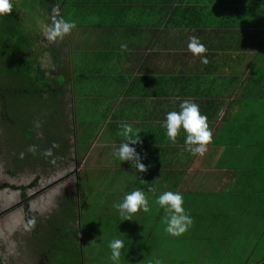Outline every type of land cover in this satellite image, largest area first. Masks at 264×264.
<instances>
[{
	"label": "crops",
	"instance_id": "0c3cea01",
	"mask_svg": "<svg viewBox=\"0 0 264 264\" xmlns=\"http://www.w3.org/2000/svg\"><path fill=\"white\" fill-rule=\"evenodd\" d=\"M56 9L76 27L60 41L57 59L42 57V67L68 73L73 108L74 98L86 104L84 113L110 108L80 150L94 167L87 188L97 183L94 189L107 187L106 195L123 183L142 188L154 208L141 226L151 229L154 221L153 235L165 227L166 214L154 203L165 191L182 194L192 225L199 213L229 220L231 209L250 218L259 203L264 213V0H62ZM191 37L206 47L207 64L188 50ZM76 63L84 68L73 74ZM92 83L100 94L75 97ZM185 100L207 116L212 142L202 155L186 150L183 133L170 142L162 127L166 113ZM115 113L122 116L112 120ZM73 117L81 142L89 131L76 129ZM121 123L141 132L133 146L146 168L141 174L112 155Z\"/></svg>",
	"mask_w": 264,
	"mask_h": 264
},
{
	"label": "trees",
	"instance_id": "16d2710c",
	"mask_svg": "<svg viewBox=\"0 0 264 264\" xmlns=\"http://www.w3.org/2000/svg\"><path fill=\"white\" fill-rule=\"evenodd\" d=\"M61 1L40 0L47 17L45 21L46 27L51 23L50 15L53 7L56 8V5ZM11 2L14 4L13 11L9 15L0 17V59L2 61L3 58L11 55L15 64L9 70H5L3 66L1 67L2 64L0 62V126L2 130L0 132L2 134V136L0 134V154H12L15 156V159L19 160L22 157L20 151L27 150L24 142L25 138L28 137L25 135L27 131H25L24 127L18 128V120L23 116L25 111L19 105L24 103L26 98L31 99L34 96L38 98L39 102L47 100L48 97L46 95L49 92L50 98L53 100L59 99L58 96L64 92L65 100L68 93L66 90V86L68 85L67 79L70 78L67 72L63 70L59 71L57 67H54L53 73L42 67L41 59L44 54L47 53V55L49 54L57 59L58 52L62 50V46H60L61 42L48 41L46 38L44 43L40 40L43 39V36L40 39L39 37L33 38L34 35L25 32L20 12L17 9V1L11 0ZM27 57H30L31 62L27 60ZM82 67L84 68L83 64ZM82 67H79L77 63L74 64L73 74L83 71ZM31 75L35 79L34 81L30 79ZM60 75H63L61 80L56 78ZM75 84L77 85L76 81H74ZM68 100L69 102L65 100V110H63L64 115L61 120L55 119V116L44 118V115H38L37 113L33 116L34 130L29 131V138L34 140V164L46 161L50 162L53 158H55L57 163L68 153L71 146L69 137L72 125L71 118L69 117L71 108L68 106L70 104V96H68ZM81 103V101L75 103L74 98L73 111L76 115V129L78 127V130L87 129L89 131V133L80 136V140L84 144L95 132L94 130L106 119L110 108H105L102 113L96 110L92 112L87 110L84 113L81 110L85 109L86 104L82 106ZM57 109L58 113H60L59 108ZM121 116L120 113H115L112 116V120H117ZM21 140L23 143H21ZM13 143H16L19 147H15ZM44 143L48 144V148L52 151V156L44 155L47 151ZM53 145H56V147H53ZM97 192L99 191L93 190L91 186L90 188H84L80 198H78L79 200L76 201L73 194H65L56 204L54 211L42 223L34 224V248L38 250L36 254H39L40 258L46 261V264H86L85 255H90V252L87 254L82 246L84 251L82 253L79 249V241H81L82 245L85 242H95L96 247L94 246L91 249V256L92 254L96 255L95 260H91L93 261L92 264H112V261L109 259L108 240L110 241L113 237L123 239L125 242V249H122L121 252L120 264H155L160 255H165L170 262L176 263L178 261L172 252L165 249L160 251L159 248L163 245L161 243L169 242L170 240L168 241L167 235L162 232H157L153 235L154 221L150 223L152 224V228L145 231L142 236L139 235L138 238L131 235L126 229H123L121 233L114 232V235L107 236V228H113L115 231V228L117 226L121 227V224L125 220L118 213L112 219L106 210L110 200L96 198L94 193ZM259 194H262V192ZM259 199L263 201V195H259ZM261 205L259 203L255 207V211L258 214L255 216L248 214L250 218L256 217L254 220L249 219L251 227L247 225L248 223L242 225L240 222L232 223L233 219H222L219 214L199 213L195 214L198 220L187 230V233L180 237L186 240V244L191 245L206 246L208 241L218 244V247H222V250L220 249L221 251L219 250L216 253L224 250L227 252L226 257H224L225 261L221 264H231V261L236 262L240 256L237 253L239 250L235 251L234 248L228 249V246L237 247V245H241L238 248H247V252L243 254L248 255L250 251L258 252L259 247L264 244V223H258L259 221L264 222V213L261 210ZM142 214L135 219L136 224L131 223V227L141 225L142 222H147L143 218L146 213L142 212ZM243 217H247V215ZM94 219L97 220V226H95ZM129 220L127 223L130 225ZM227 228L228 230L225 231ZM247 228H259L260 231L254 235H249L246 234ZM164 229L163 225L162 231H165ZM78 231L82 233L81 239L78 236ZM157 253L160 254L156 256ZM216 253L213 256L219 258L216 261L218 263L219 260H222L221 254L218 257ZM229 257L233 258V260L229 259ZM258 264H264V256Z\"/></svg>",
	"mask_w": 264,
	"mask_h": 264
},
{
	"label": "flooded vegetation",
	"instance_id": "af4514ba",
	"mask_svg": "<svg viewBox=\"0 0 264 264\" xmlns=\"http://www.w3.org/2000/svg\"><path fill=\"white\" fill-rule=\"evenodd\" d=\"M68 106L71 108V146L61 161L34 164V140L29 138V134L24 142L27 150L20 151L23 155L19 160L12 154H0V165L5 171L4 177L0 178L1 264H46L36 254L34 225L29 226V220L42 223L65 194L81 193L89 185L87 180H90V171L94 167H88L85 158L80 156V150L84 151L86 147L76 135L73 103ZM13 145L19 147L16 143ZM44 145L48 150V144ZM78 233L81 239V231ZM78 245L83 253L81 241Z\"/></svg>",
	"mask_w": 264,
	"mask_h": 264
},
{
	"label": "clouds",
	"instance_id": "9594fccd",
	"mask_svg": "<svg viewBox=\"0 0 264 264\" xmlns=\"http://www.w3.org/2000/svg\"><path fill=\"white\" fill-rule=\"evenodd\" d=\"M13 7L14 4L11 0H0V17L9 15L13 11ZM50 21L51 23L46 30L48 41L59 42L76 27L74 20H66L64 17L59 16L55 7L52 9ZM125 47L126 45H121V48ZM187 48L194 56L200 57L202 64L208 63V59L204 55L207 49L196 37L189 39ZM162 127L165 129L167 139L172 143H175L177 137L183 133L186 150L193 155H202L206 151V146L212 142V133L207 123V116L200 112L196 103L188 100L183 101L179 105V111L166 113ZM140 133V130L133 127L132 124L121 123L117 135L122 140L112 155L122 163L128 162L131 166L134 165L138 173H143L146 171L145 165L141 162L140 154L133 147L140 143ZM53 147H56V145H53ZM44 155L52 156L51 149H48ZM50 162L55 164V158ZM148 191L151 192L153 189L149 187ZM154 203L166 213L164 218L165 232L172 236H180L191 228L192 218L183 206L184 199L181 193L162 192L156 197ZM113 207L125 221H128L138 211L149 213L151 210L149 198L142 188L125 193L122 201L114 203ZM28 223L29 226H32L35 224V220H29ZM108 248L110 250L109 259L112 264H120L121 252L122 249H125L124 240L113 237L108 243Z\"/></svg>",
	"mask_w": 264,
	"mask_h": 264
},
{
	"label": "rangeland",
	"instance_id": "374dc122",
	"mask_svg": "<svg viewBox=\"0 0 264 264\" xmlns=\"http://www.w3.org/2000/svg\"><path fill=\"white\" fill-rule=\"evenodd\" d=\"M17 1V9L20 12V18H21V22L23 25V29L25 32L34 35L33 38H37L39 37V39L43 36V39H40L41 42L46 41V30L47 27L45 25V21H46V14H45V9L42 7L40 0H16ZM34 41V40H33ZM37 41V40H36ZM48 56V55H47ZM44 54V57H47ZM14 59H12L11 55L6 56L5 58L0 59L1 62V67L3 66V68L5 70H9V68L15 66ZM27 60H29L31 62L30 57H27ZM42 64L44 65L45 62L43 61ZM9 72V71H8ZM63 75L57 76L56 78L61 80ZM31 80H35L32 75H31ZM19 86V85H18ZM83 90L79 91L77 90L76 92V97L78 96L77 94L83 96V95H91V94H100V91L96 92V90H94V85L92 84H88L85 88H82ZM50 93V92H49ZM48 93V95H46L48 97L47 100H44L42 102H39L38 98H36L35 96L31 99L26 98L24 100V103H21L19 105V107L24 108L25 111L23 113V116L21 118H19L18 120V128L20 127H24L26 134H29V131L33 129V116L35 115V113H37L38 115H44V118H49L50 116H55V119L61 120V118L64 115V111L65 110V100L67 102H69L68 100V95L69 93L66 94V99L65 95H63V93L61 95L58 96L59 99L53 100L50 98V94ZM62 96V97H61ZM80 102V99L75 98V103ZM99 102V101H97ZM59 108V112L58 113V109ZM58 114H60L58 116ZM34 130V129H33ZM2 132V130L0 131ZM1 134V133H0ZM2 136V134H1ZM5 137V136H4ZM97 153V151H96ZM1 171H0V178H3L5 175V171L3 166H1ZM141 174V173H140ZM49 181V180H47ZM114 193L113 191L110 192V195H106V191H107V187L106 188H101V190L97 193H94V195L96 196V198H101V199H108L110 200V202L108 203V207H107V212H109V216L112 217V219L114 218L115 215H117V210L113 207L114 203H119L122 201L123 196L125 193H128L131 191L130 188H126V184H121L118 186H114ZM91 188L94 190V188L96 189H100L97 186V183H93ZM102 191V193H101ZM94 196V197H95ZM151 210L153 211L154 206L150 204ZM248 208L249 210L250 207H245ZM243 208L240 209V212L242 211ZM150 210V211H151ZM139 212V211H138ZM135 213L133 214L130 218H134L136 219L141 212L139 213ZM150 213V212H149ZM156 213V210H154L153 212V216ZM162 214H166L164 211H162ZM239 215L241 218L238 222H240L242 225H249V227H251V221L250 220H254L255 218H248V217H243L244 215H247V213L245 212V214L242 213H233L231 209H228L226 211V213L224 214V217H229L231 220L233 218V215ZM250 219V220H249ZM260 219V218H259ZM264 219V218H263ZM228 220V219H227ZM130 221V225L127 223V221H123V223L121 224V227L117 226L114 229L112 228H107L106 230V235L107 236H112L114 235V232H122L123 229H126L127 232H130L131 235L135 236L136 238L140 236H142L143 233H145V231H148L149 229H146L144 227H142L141 225H134L133 227H131V220ZM94 223L95 226L98 225L97 220L94 219ZM258 223L263 224V221H259ZM131 227V228H130ZM156 233L157 232H162L164 233V231H162V229H155L154 230ZM238 231V229H237ZM260 229L259 228H247L246 234H252L254 235L255 233L259 232ZM244 232V231H243ZM181 235H184L181 234ZM180 235V236H181ZM180 236H172L170 234H167L168 237V241L169 242H165V243H161L163 244L162 246H160V251L165 249L169 252H172L173 255L175 256V259L178 260L176 261V263L174 262H170L169 259L165 256V255H160L157 259L158 261L155 264H221L224 263L225 259L224 257H226V251H222L220 253H216L217 251H219L220 249L222 250V247H218V244L212 243L210 241H208V243L206 244V246H202V245H191V244H186L185 243V239L183 237ZM107 239H109V237H107ZM241 241V240H240ZM109 242V240H108ZM242 242V241H241ZM83 248L84 251L88 254V252H90V255H85V260H86V264H92V262L95 260L96 255L92 254L91 256V249H93L92 247H96L95 242H85L83 243ZM241 245H237V247L235 246H228V249H235V251H237L238 255L240 256V258L236 261V262H232L231 260H233V258L229 257V259H231V264H258L260 262V260H262V257L264 256V244L261 245L258 249V252H249L248 255H244L243 253L247 252V248L245 249H240L238 247H240ZM220 250V251H221ZM171 253V254H172ZM214 253L217 254V256L219 257L221 254V259L219 260V262L217 263L216 261H218L219 258H215L213 255ZM160 253H157L156 256H158ZM23 256V254L21 255ZM90 257V259H89ZM170 259H172L170 257ZM93 260V261H91ZM97 260V259H96ZM229 261V262H230Z\"/></svg>",
	"mask_w": 264,
	"mask_h": 264
}]
</instances>
